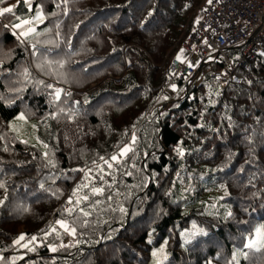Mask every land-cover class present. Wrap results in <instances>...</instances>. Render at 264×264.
<instances>
[{
    "label": "trees",
    "instance_id": "obj_1",
    "mask_svg": "<svg viewBox=\"0 0 264 264\" xmlns=\"http://www.w3.org/2000/svg\"><path fill=\"white\" fill-rule=\"evenodd\" d=\"M205 1L21 0L0 16V264H237L238 250V264H264V248L244 247L264 225V51L241 82L179 79L163 98ZM38 12L39 35L17 38L12 25ZM61 58L48 75L37 67ZM46 84L64 90L59 101ZM21 113L39 145L12 128ZM133 133V151L111 161ZM197 230L207 235L185 243Z\"/></svg>",
    "mask_w": 264,
    "mask_h": 264
},
{
    "label": "built area",
    "instance_id": "obj_2",
    "mask_svg": "<svg viewBox=\"0 0 264 264\" xmlns=\"http://www.w3.org/2000/svg\"><path fill=\"white\" fill-rule=\"evenodd\" d=\"M229 50H242V55L230 59ZM263 51L264 0H206L194 31L182 43L183 56L169 66L165 96L174 95L172 85L179 79L202 82L210 74L218 86L241 82L252 60ZM214 63L222 66L213 70ZM203 68L208 69L202 72Z\"/></svg>",
    "mask_w": 264,
    "mask_h": 264
},
{
    "label": "snow or ice",
    "instance_id": "obj_3",
    "mask_svg": "<svg viewBox=\"0 0 264 264\" xmlns=\"http://www.w3.org/2000/svg\"><path fill=\"white\" fill-rule=\"evenodd\" d=\"M3 2H4V0H0V3H3ZM24 3L27 5V7H28L29 9H31V7H32L31 0H24ZM14 7H15V6H8V7H2V8H0V16H4L5 14L15 15ZM148 15H149V16H152L153 13H152V12H149ZM18 19H19V18H18ZM35 19H36L37 21L42 20V19H43L42 14L38 13ZM32 24H33V21L26 20V19H21L19 23H15V24H13V25H12V28H13V29H20V30H21V31L19 32L17 38H19V36L27 37L30 33H36V29H35V27L31 26ZM25 26H28V27L25 29ZM5 27H7V25H5ZM141 27H143V24H141ZM76 28H79V25H76ZM36 34L39 35V33H36ZM67 47H68V49H69L68 54H67L68 58H70L72 55H76V54H78V53H74V52L72 51L71 41H68V42H67ZM32 48H33V50L35 51V49H36V45L33 44V45H32ZM115 51H116V49L113 48V52H115ZM178 58H179V57H178ZM66 62H67V61H66V59H64V58H61V59H59V60H55V61H54V60L45 59V60H44V63H43V64H38L37 67H38L41 71H44V74H45V75H48L49 73L45 70V65H47L48 68H51V66H52L53 64H58L60 68H63ZM189 66H190V67H194L195 65H194V64H190ZM24 75H25V76H28V75H29L27 69H25V71H24ZM57 75H58V77H59L60 79H62V80H64V81L66 82V80H67V74H66V73H58ZM38 83H40V84H44V81L40 80V81H38ZM45 87H47V88H52V89H53V91L50 93V95H51L52 98H53V101H59V100H60L61 95H62V93H63V91H64L62 88L55 87V86L52 85V84H46ZM172 89H173V91H176V90H177V86L173 84V85H172ZM16 91L19 92V91H22V89L18 88V89H16ZM67 95H71V93H68ZM163 98H164V99H168L167 96H165V97H163ZM0 99H3V97H0ZM12 102H13V101H11V100L8 101L9 104L12 103ZM79 103H80L79 101H76V104H77V105H79ZM84 103L87 104V103H89V101H88L87 99H85V100H84ZM60 111H64V109H60ZM70 111H71V110H70ZM76 111H78V109H77ZM161 114L163 115V113H161ZM17 118L23 120V119H25V116H24L23 113H21V114H19V116H18ZM69 118H71V117H69ZM201 126H202V125H201ZM136 139H137V138H136V136H135V133H133V136H132V139H131V143L128 144V145H125V146L120 150V152H119L118 155H112L111 158H110L111 161H119V159H120L121 157L127 156V154H128L129 152L133 151V147H132V146L135 145V143H136ZM179 143H180V144H183V141H180ZM175 151H176V153H177V155H178L179 157H181V158L184 157V155H185V150H184L182 147H177V148L175 149ZM45 155H47V154H45ZM100 159H101V160H104L103 157H101ZM104 163L107 164V166H108L109 168L112 167V164H111L108 160H104ZM98 167H99V166H98ZM89 171H91V170H89ZM126 174H127V175H131L130 172H129V173H126ZM144 183H145V185H147L148 181L146 180ZM0 188H5V190H6L5 184H4V182H2V181H0ZM41 188H43V184H41ZM78 191H79V188L76 189V192H74L73 195H76V193H77ZM103 191H104L103 188H99V187H93V188H92V192H93L94 194H96V195L102 194ZM80 199H81V198H77V200H76L75 203H76V204H79V203H80ZM82 199L86 201V200H88V197H87V196H84V197H82ZM3 203H4V201H3V200H0V206H3ZM68 203H69L70 205L73 203V201H72L71 198H69ZM25 210H27V209H25ZM67 211H68L69 213H71V212L73 211V209H72V208H68ZM80 211L83 213V216H85V217H87V216L90 215V213L87 212V211H84L83 208H81ZM120 211L123 213V212H125L126 210L123 209V208H121ZM228 215L231 216L232 213L229 212ZM75 219H80V217H76ZM57 223L60 225V227H61L66 233H69V234L72 235V236H75V235H76V231H77V229H76V227L74 226V224H75V220L73 221V224H71V225H70L66 220H64V219H60V220H58ZM86 224H87V220H83L81 226L86 225ZM196 227H197L196 225H193V228H194V229H196ZM52 231L54 232V231H56V229L53 228ZM200 234L207 235V233H206V232H203L202 230H197V231H192V232L187 233V234L185 235V243H190V242H191V241H192L197 235H200ZM25 235H26V234L21 235V236L18 238V240L16 241V243H19L21 240H24V239H25ZM45 235H48V233H45ZM36 239H37L36 236H32V237H30V241H33V240H36ZM149 242H151V241H149ZM24 246L26 247L27 245H24ZM61 246H62V247H67V245H61ZM244 247H245V248H248V249H255L256 251H260L262 248H264V225H261L260 227H258V228L255 230V237H254V238L249 237L248 240H247V243L244 245ZM50 250L53 251V252H55V251H56V248H55V247H52ZM155 254H156V253L154 252L153 255H155ZM242 254L244 255L245 258H247L248 253L244 252V253H242ZM234 259H235V256H234ZM237 264H238V261H237Z\"/></svg>",
    "mask_w": 264,
    "mask_h": 264
},
{
    "label": "rangeland",
    "instance_id": "obj_4",
    "mask_svg": "<svg viewBox=\"0 0 264 264\" xmlns=\"http://www.w3.org/2000/svg\"><path fill=\"white\" fill-rule=\"evenodd\" d=\"M38 13L42 14V16H43V13H41V12H38ZM36 16L32 20L33 21V27L35 25V22L37 21L35 19ZM41 21H43V19ZM37 22H39V21H37ZM21 39H25V37L23 36ZM226 53H227V56L230 59H234L235 60V59H238L239 57H241L242 50H232V51H228ZM263 54H264V52H263ZM180 56H183V55H180ZM17 117L12 121V128L16 131L18 136L21 137L23 140L31 143V144L39 145V142H38L39 140H38L37 135L35 133V131H36L35 122L34 121H29L26 117L23 120L22 119H18ZM258 227H260V226H257L255 228V230ZM254 234H255V231H254ZM254 237H255V235H254ZM234 256H235L234 261H239L241 256H242V252L238 250V251H236Z\"/></svg>",
    "mask_w": 264,
    "mask_h": 264
},
{
    "label": "crops",
    "instance_id": "obj_5",
    "mask_svg": "<svg viewBox=\"0 0 264 264\" xmlns=\"http://www.w3.org/2000/svg\"><path fill=\"white\" fill-rule=\"evenodd\" d=\"M5 1V3L3 4V7H8V6H15L14 7V9L18 6V4L20 3V1L21 0H4ZM37 15V14H36ZM35 15V16H36ZM34 16V17H35ZM34 17H32L31 19H28V20H30V21H32L33 19H34ZM42 24V21L40 20L39 22H35V25H34V27H35V29H36V31H37V28L40 26ZM31 26H33V24L31 25ZM28 26H25V29L27 28ZM16 31H21L20 29H16ZM32 34H34V33H30L28 36H30V35H32ZM27 36V37H28ZM21 38L23 37V36H20ZM26 38V37H25Z\"/></svg>",
    "mask_w": 264,
    "mask_h": 264
},
{
    "label": "water",
    "instance_id": "obj_6",
    "mask_svg": "<svg viewBox=\"0 0 264 264\" xmlns=\"http://www.w3.org/2000/svg\"><path fill=\"white\" fill-rule=\"evenodd\" d=\"M202 67H203V66H201V67L199 68V70H201V69H202Z\"/></svg>",
    "mask_w": 264,
    "mask_h": 264
}]
</instances>
